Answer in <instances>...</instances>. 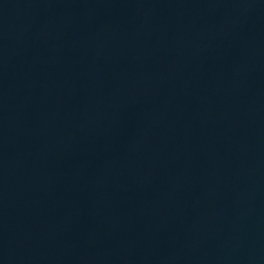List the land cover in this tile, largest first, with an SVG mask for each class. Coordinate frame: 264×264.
Wrapping results in <instances>:
<instances>
[{"label": "water", "instance_id": "1", "mask_svg": "<svg viewBox=\"0 0 264 264\" xmlns=\"http://www.w3.org/2000/svg\"><path fill=\"white\" fill-rule=\"evenodd\" d=\"M0 264H264V0H0Z\"/></svg>", "mask_w": 264, "mask_h": 264}]
</instances>
